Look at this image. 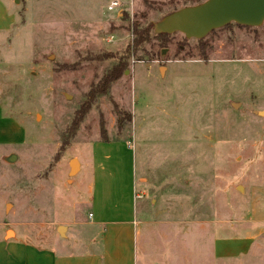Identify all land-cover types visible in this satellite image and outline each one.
Here are the masks:
<instances>
[{
    "label": "rangeland",
    "instance_id": "obj_1",
    "mask_svg": "<svg viewBox=\"0 0 264 264\" xmlns=\"http://www.w3.org/2000/svg\"><path fill=\"white\" fill-rule=\"evenodd\" d=\"M113 1L120 6L107 11ZM198 1H7L15 21L0 33V110L25 137L0 145V223L9 236L52 248L65 238L59 227L80 211L87 217L92 175L82 157L101 125L121 142L115 152H132L135 264H220L210 259L214 239L264 224V23L229 24L201 42L179 33L164 45L152 38L130 51L124 74L75 134H64L68 146L53 159L90 86L116 64L107 56L125 55L130 26L156 24ZM113 105L130 116L120 134ZM7 128L0 121V132ZM130 155L108 179L117 187L128 184ZM75 156L77 185L67 167Z\"/></svg>",
    "mask_w": 264,
    "mask_h": 264
},
{
    "label": "crops",
    "instance_id": "obj_2",
    "mask_svg": "<svg viewBox=\"0 0 264 264\" xmlns=\"http://www.w3.org/2000/svg\"><path fill=\"white\" fill-rule=\"evenodd\" d=\"M7 1L0 0V33L8 31L15 21ZM0 121L8 126L6 131L0 132V145H16L24 141V134L18 125L3 117L1 110ZM120 144L118 141L103 143L100 139L86 144L82 160L87 167L86 173L92 175L87 184L90 211L87 217L80 211L73 223L62 227L65 238L60 239L54 247H37L13 231L9 236L6 224L0 223V264H135L140 222L136 220L133 158L131 150L122 145L115 152L113 147ZM129 152V180L124 189L113 185L112 181L115 170L121 172L124 169L122 154L128 155ZM75 157L77 179L73 184L77 185L78 180L82 179L83 169L79 157ZM67 167L69 174V161ZM247 228L243 227L241 235L214 239L210 259L220 264H230L229 261L236 264H264V224L255 229H251L250 225ZM77 232L82 235L78 240L75 237Z\"/></svg>",
    "mask_w": 264,
    "mask_h": 264
},
{
    "label": "water",
    "instance_id": "obj_3",
    "mask_svg": "<svg viewBox=\"0 0 264 264\" xmlns=\"http://www.w3.org/2000/svg\"><path fill=\"white\" fill-rule=\"evenodd\" d=\"M263 23L264 0H204L168 13L152 25V30L154 35L179 33L187 40L199 41L229 24L258 28ZM15 160V155L6 159L8 163ZM75 170V166L71 165L70 173ZM58 231L61 233L63 228L59 227Z\"/></svg>",
    "mask_w": 264,
    "mask_h": 264
},
{
    "label": "trees",
    "instance_id": "obj_4",
    "mask_svg": "<svg viewBox=\"0 0 264 264\" xmlns=\"http://www.w3.org/2000/svg\"><path fill=\"white\" fill-rule=\"evenodd\" d=\"M200 3L199 1L196 2V4ZM177 9L172 10L176 11ZM167 15V14H166ZM127 16L123 13L122 18L126 19ZM227 27V26H226ZM130 34L132 36V41L130 45L125 50V55L122 56H107L110 59H113L116 61V64H114L110 69H108L94 84L90 86V89L84 96L83 101L79 104V107L76 109L73 119L70 123V126L65 130L64 133L61 134V143L58 149V152L54 156V160L57 162L58 158L62 154V152L66 149L68 146V138L67 136H73L75 132L78 130L80 125L82 124L85 116L87 113L91 110L92 106L95 104L96 100L99 97L106 96L109 93V90L111 88V85L120 79V77L124 74V72L127 69V58L132 51V53H136L140 50H143V46L150 42V40L153 38L155 40H158L160 42V45H164L166 42V39L169 37L167 34H158L151 36L152 31V25H146L144 27H140L138 23H133L132 26H130ZM201 42V40L199 41ZM95 60H100V57L98 55L92 57ZM114 113L116 115V129L117 134H120L124 128L125 125L130 122V116L119 110L116 105H113ZM99 139L103 143H108L111 140L107 137L106 131L103 129V125H101L99 130Z\"/></svg>",
    "mask_w": 264,
    "mask_h": 264
},
{
    "label": "built area",
    "instance_id": "obj_5",
    "mask_svg": "<svg viewBox=\"0 0 264 264\" xmlns=\"http://www.w3.org/2000/svg\"><path fill=\"white\" fill-rule=\"evenodd\" d=\"M120 6L119 2L113 1L107 6V11H113L115 8H118ZM91 215H89L90 217Z\"/></svg>",
    "mask_w": 264,
    "mask_h": 264
},
{
    "label": "bare ground",
    "instance_id": "obj_6",
    "mask_svg": "<svg viewBox=\"0 0 264 264\" xmlns=\"http://www.w3.org/2000/svg\"><path fill=\"white\" fill-rule=\"evenodd\" d=\"M71 165H74L75 167L77 166V163L75 161L71 162Z\"/></svg>",
    "mask_w": 264,
    "mask_h": 264
}]
</instances>
